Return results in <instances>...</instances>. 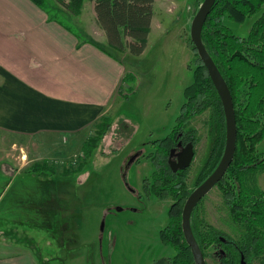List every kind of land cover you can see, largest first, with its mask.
Returning a JSON list of instances; mask_svg holds the SVG:
<instances>
[{"label": "rangeland", "instance_id": "obj_1", "mask_svg": "<svg viewBox=\"0 0 264 264\" xmlns=\"http://www.w3.org/2000/svg\"><path fill=\"white\" fill-rule=\"evenodd\" d=\"M200 2L154 0L152 28L139 55L127 50L117 52L103 44L124 60L123 66L134 77L126 79L119 96L111 103L112 122L107 132L91 155L85 156L80 143H75L65 157L46 158L52 165L55 160L65 158L70 160V166L80 161L85 165L80 173L66 177L49 175V180L42 178L41 187H62L66 191L63 200L67 206L61 209L57 205L55 210L45 207L44 211H49L51 216L46 222L33 208L28 209L15 200L19 192L17 186L9 190L0 204V246L8 245L5 248L9 251L26 248L36 264H165L167 257L173 255V250L159 237V230L168 220L171 199H157L144 191L145 196L140 199L134 195V190H141L144 180L149 182L155 169V164L147 157L155 153L150 141L159 140L169 132L184 101V89L191 82L195 55L188 41L189 24ZM58 8L63 9L55 0H45L43 5L44 11L77 32L86 30L95 39L100 37L90 1L84 0L80 13L73 17ZM257 16H250L242 23L228 18L224 21L235 34L245 36ZM189 123L197 130L198 138L196 155L185 177L187 189L191 191L209 154L213 134L208 110L194 116ZM141 150L144 155L138 162L132 161L123 172L121 168L129 157L135 152L140 155ZM256 152L264 153V138L256 145ZM29 177L31 203L39 182L35 174ZM256 184L264 188L263 172L256 175ZM72 200L75 203H71ZM3 204H8L9 213L8 209L2 210ZM197 211L216 229L238 238L239 232L228 217V207L218 187L205 195ZM58 213L70 215L67 218L70 230L62 224L61 235L57 231L64 219ZM73 220L78 226L75 235ZM210 251L211 248L206 250V263L219 264ZM255 264H264V261L258 259Z\"/></svg>", "mask_w": 264, "mask_h": 264}, {"label": "trees", "instance_id": "obj_2", "mask_svg": "<svg viewBox=\"0 0 264 264\" xmlns=\"http://www.w3.org/2000/svg\"><path fill=\"white\" fill-rule=\"evenodd\" d=\"M31 1L40 7L45 3V0ZM83 1L55 0L71 15L80 13ZM90 1L107 45L117 52L127 50L132 55L141 54L150 32L154 0ZM255 14L258 16L245 36L235 34L224 21L228 18L242 23ZM201 40L230 90L236 121L233 159L217 186L228 207V217L244 230L237 239L239 248L243 253L246 250L247 254L253 253L264 261V188L256 184V175L264 173V153L256 152V145L264 138V0H215L203 24ZM90 41L103 51L114 54L99 43ZM188 41L191 43L190 39ZM192 49L195 55L192 79L184 89L180 112L169 132L151 143H156L154 154L160 161L178 139L189 138L190 130H185L189 120L208 110L214 142L196 179L197 185L215 169L222 156L225 119L219 95L193 45ZM128 78L134 77L128 72L124 74V81ZM111 122L109 116H104L97 123L95 134L81 145L85 156L93 153ZM83 163L63 165L60 175L66 177L80 173L85 167ZM54 166L45 161L37 162L30 166V171L46 177L55 174ZM185 172L175 176L164 170L153 171L155 182L153 185L148 182L149 189L158 198L169 196L176 200L169 207L168 221L159 232L161 242L173 250L165 264H194L181 228L182 205L189 193L185 186ZM157 188L160 189L157 191ZM199 203L191 212L190 225L204 257L206 250L211 248L209 253L219 264H231L226 249L230 238L199 216ZM222 238H225L224 242ZM218 246L224 248H220L225 252L224 256L221 251L215 252Z\"/></svg>", "mask_w": 264, "mask_h": 264}, {"label": "crops", "instance_id": "obj_3", "mask_svg": "<svg viewBox=\"0 0 264 264\" xmlns=\"http://www.w3.org/2000/svg\"><path fill=\"white\" fill-rule=\"evenodd\" d=\"M90 4L95 15L93 2ZM58 9L68 14L64 8ZM152 22L153 17L150 31ZM83 32L31 0H0V204L15 185L19 191L15 200L33 208L43 222L51 217L44 211L46 206L50 210L67 206L63 200L66 191L41 187L42 178L49 180L50 176L35 174L38 192H33L30 203V166L48 162L46 158L65 157L75 143L81 146L98 121L110 115L111 103L119 96L128 73L123 59L90 41L105 47L101 28L98 39ZM56 160L52 176L62 177L63 165L68 167L70 160ZM2 210L9 213L10 207L3 204ZM57 215L64 219L57 231L61 235L62 224L70 230V215ZM72 222L75 235L78 226L76 220ZM7 246H0V264H36L26 248L9 251Z\"/></svg>", "mask_w": 264, "mask_h": 264}, {"label": "water", "instance_id": "obj_4", "mask_svg": "<svg viewBox=\"0 0 264 264\" xmlns=\"http://www.w3.org/2000/svg\"><path fill=\"white\" fill-rule=\"evenodd\" d=\"M214 2L215 0H202L194 15L192 16L189 24L191 43L194 46L201 62L205 66L207 73L219 95L225 119V141L220 161L217 164L216 168L208 175V177L188 194L181 211V228L183 236L188 246L190 247L194 264H206V260L191 229V212L197 202L212 189V187L221 179L223 174L226 172L229 164L233 159L236 144V121L230 90L226 84L225 79L221 75L220 71L210 57L201 40L203 24ZM173 151L174 149L170 150L168 157V164L170 165L172 171L186 168L190 164L193 156L192 144L189 142L180 151H178V153L176 154V160H171ZM138 155L139 152H135L129 157V159L124 164V168L122 167L123 172H125L127 167L132 163L134 159H136ZM122 178L124 179L123 175ZM126 187L127 189L129 188L128 184H126Z\"/></svg>", "mask_w": 264, "mask_h": 264}, {"label": "flooded vegetation", "instance_id": "obj_5", "mask_svg": "<svg viewBox=\"0 0 264 264\" xmlns=\"http://www.w3.org/2000/svg\"><path fill=\"white\" fill-rule=\"evenodd\" d=\"M196 116V115H195ZM194 118V117H193ZM190 121V120H189ZM189 123V122H188ZM187 128L185 129V130H190V133L188 134V136H189V138L187 139V140H185L183 137H181L180 139H178L173 145H171V147L169 148V151H168V154L165 156V157H163L160 161H158V160H156V163H154V160L155 159H153V156L155 155V154H153V155H147V157H148V159H150V161H152V163H153V165L155 164V169L153 170V171H155V172H158V171H162V170H164L166 173H168V174H170V173H173V175H175V176H177V175H181V173H183L184 171H186L185 172V177H186V173H187V170H188V167L190 166V164H191V162L193 161V159L195 158V155H196V150H195V147H196V143H197V141H198V138H197V130L194 128V127H192L191 125H190V123L189 124H187ZM180 137V136H179ZM186 138V137H185ZM213 135H212V143H211V148H212V146H213V142H214V140H213ZM153 141V140H152ZM155 141V140H154ZM151 142V141H150ZM191 143L192 144V150H193V156H192V159H191V162H190V164L186 167V168H181V169H177L176 171H172V169H171V167H170V165L168 164V157H169V153H170V150L171 149H174V151L172 152V157H171V160H176L177 158H176V154L178 153V151H180L187 143ZM151 145V147L153 146V150H155L156 149V143H151L150 144ZM142 151V150H141ZM144 151H142L141 153H140V155L139 156H137L136 157V159H134L133 161L134 162H138L139 161V158L141 157V156H143L144 155V153H143ZM153 153L155 152V151H152ZM220 161V160H219ZM219 163V162H218ZM217 163V164H218ZM230 165V164H229ZM229 167V166H228ZM216 168V167H215ZM228 169V168H227ZM201 170V169H200ZM152 171V172H153ZM200 172V171H199ZM226 172H227V170H226ZM225 172V173H226ZM225 173L223 174V176L225 175ZM198 175H199V173H198ZM223 176L221 177V179L223 178ZM198 177V176H197ZM145 179V178H144ZM220 179V180H221ZM205 180V179H204ZM219 180V181H220ZM150 185H153L154 184V182H155V176L153 175V173H152V175H151V177H150ZM218 181V182H219ZM200 182H202V181H200ZM186 183V182H185ZM200 184V183H199ZM199 184H197V185H199ZM178 185H180V183H178ZM196 184H195V186H194V188L197 186ZM180 186H182V185H180ZM186 186V188H187V185H185ZM218 187L217 186V183L213 186V187ZM212 187V188H213ZM142 189L141 190H139V189H136V190H134V195H137L140 199L141 198H143L145 195H144V192H147V193H149L151 196H154L155 198H157V199H161V200H166V199H171V203L169 204V207L171 206V204H173L176 200L175 199H172L171 197H169V196H165V197H162V198H158V196L156 195V193H153L150 189H149V184H148V180H144V184H142V187H141ZM193 188V189H194ZM160 188H157L156 190L158 191ZM192 189V190H193ZM191 190V191H192ZM144 191V192H143ZM187 191H189V193L191 192L190 190H188L187 189ZM188 193V194H189ZM187 197V196H186ZM204 197H205V195H204ZM204 197H202L201 199H203ZM186 199V198H185ZM201 199L197 202V204L195 205V207L198 205V203L201 201ZM184 202H185V200H184ZM184 202H183V204H184ZM183 206V205H182ZM194 207V208H195ZM193 208V209H194ZM167 218H168V214H167ZM230 219V218H229ZM168 221V220H167ZM231 221V223L236 227V229L238 230V232H239V236H238V238L239 237H241L242 235H243V233H244V230H243V228L239 225V224H237V223H235L233 220H230ZM166 225V224H165ZM164 225V226H165ZM163 228V227H162ZM161 230V229H160ZM159 230V231H160ZM230 239L229 240H227L228 241V244H227V253H228V259L229 260H231V264H255V260H258L259 258L258 257H256L253 253H248L247 254V252H246V250H244L245 252L243 253L242 252V250L243 249H241V248H239V245H238V238H234V237H232V236H230V235H228V234H226ZM223 239V242L225 241V238H222ZM167 246V245H166ZM220 248H223V247H219L218 246V250H216L215 252H219V251H221L222 252V255L224 256L225 255V252L223 251V249H220ZM167 260H168V257H167ZM167 260H166V263H167ZM207 264V263H206Z\"/></svg>", "mask_w": 264, "mask_h": 264}]
</instances>
